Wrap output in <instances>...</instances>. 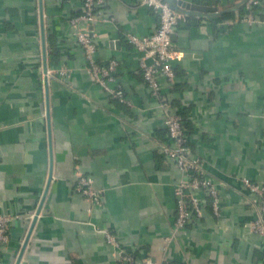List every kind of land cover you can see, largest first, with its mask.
<instances>
[{
	"label": "crops",
	"instance_id": "obj_1",
	"mask_svg": "<svg viewBox=\"0 0 264 264\" xmlns=\"http://www.w3.org/2000/svg\"><path fill=\"white\" fill-rule=\"evenodd\" d=\"M181 1L218 13L178 24L175 80H158L171 110L186 113L189 152L217 184L219 216L207 198L201 216L174 231L180 172L158 150L164 108L125 37L152 33V9L106 0L108 20L89 24L96 58L118 61L116 81L129 101L120 103L84 67L69 22L81 0H0V214L10 234L0 264H116L119 251L133 264H264L251 195L236 180L264 184V0L251 25L236 8L237 20L218 18L240 0ZM78 172L103 189L91 213L74 189Z\"/></svg>",
	"mask_w": 264,
	"mask_h": 264
},
{
	"label": "built area",
	"instance_id": "obj_2",
	"mask_svg": "<svg viewBox=\"0 0 264 264\" xmlns=\"http://www.w3.org/2000/svg\"><path fill=\"white\" fill-rule=\"evenodd\" d=\"M105 1L81 0L80 13L70 17L69 22L74 29L73 34L76 41L82 49L85 59L84 67L90 79L112 97L117 98L120 103H129L123 88L116 81L118 61L115 58L105 61L96 58L97 34L91 30L89 24L100 16L103 20H108L101 9ZM138 2L157 14V26L150 34L138 36L129 32L125 37L128 43L141 52L139 65L146 86L164 108L163 125L166 129V139L157 144L158 150L171 160L180 172V177L174 184L176 197L174 231H177L186 226L191 219L201 216L202 206L207 204V198H209L213 213L219 216L222 198L218 192L217 184L210 176L206 175L201 158L190 154L188 134L182 124L181 116L178 111L171 110L167 103L166 93H163L162 84L158 80V76L165 77L168 84H172L175 80L173 62L178 58L179 52L174 46L171 35L178 24L184 21L188 15L173 8L167 0H138ZM256 4L261 6L262 2L247 0L243 8L244 14L237 18L250 25L258 22L259 19L255 16L256 10L253 9ZM236 180L251 195L249 202L256 211V217L250 222V226L255 232L264 236V184L246 176ZM93 183V178L90 175L80 172L76 173L73 179L75 191L87 200L88 213H91L93 207L101 202L103 195V189L96 188ZM197 192H202V195H198ZM8 222L9 218L0 214V245L7 241ZM99 232H102L110 245L118 247V241L112 233L105 229H100ZM116 264H133V259L129 253L119 251ZM141 264L189 263L187 261L169 263L163 259L152 263L149 258H145Z\"/></svg>",
	"mask_w": 264,
	"mask_h": 264
},
{
	"label": "water",
	"instance_id": "obj_3",
	"mask_svg": "<svg viewBox=\"0 0 264 264\" xmlns=\"http://www.w3.org/2000/svg\"><path fill=\"white\" fill-rule=\"evenodd\" d=\"M167 2L175 9L184 12L186 15L191 16H205L210 13H218L215 6H207L202 4H196L193 2H185L181 0H167ZM172 40L174 39V34L171 35Z\"/></svg>",
	"mask_w": 264,
	"mask_h": 264
},
{
	"label": "trees",
	"instance_id": "obj_4",
	"mask_svg": "<svg viewBox=\"0 0 264 264\" xmlns=\"http://www.w3.org/2000/svg\"><path fill=\"white\" fill-rule=\"evenodd\" d=\"M260 1L262 2L263 0H260ZM246 2H247V0H240L237 3H235L234 5H231V6H228L227 8L221 9V12H220V15H218V18L219 19H227L228 21H234L236 19L234 17V12H233L234 8L238 9L239 12H240L239 14L242 15V14H244L243 8H244ZM259 7H260V5L256 4V5L253 6V9L257 10ZM78 13H80V11ZM78 13H76V14H78ZM186 19H190V17L186 16ZM178 113L180 114L181 120H182V124L185 127L186 123H187L186 113L183 112V111H179ZM165 131H166V129H165Z\"/></svg>",
	"mask_w": 264,
	"mask_h": 264
},
{
	"label": "rangeland",
	"instance_id": "obj_5",
	"mask_svg": "<svg viewBox=\"0 0 264 264\" xmlns=\"http://www.w3.org/2000/svg\"><path fill=\"white\" fill-rule=\"evenodd\" d=\"M7 231H8V238H7V241L6 242H4L2 245H0L1 246V248L3 247H6L7 245H8V243H9V241H10V234H9V222H8V224H7ZM0 248V249H1Z\"/></svg>",
	"mask_w": 264,
	"mask_h": 264
}]
</instances>
